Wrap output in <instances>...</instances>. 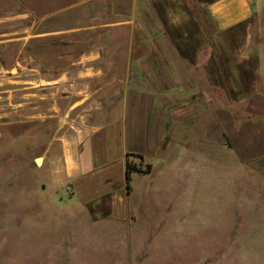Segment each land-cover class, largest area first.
<instances>
[{
    "label": "crops",
    "instance_id": "crops-1",
    "mask_svg": "<svg viewBox=\"0 0 264 264\" xmlns=\"http://www.w3.org/2000/svg\"><path fill=\"white\" fill-rule=\"evenodd\" d=\"M161 1L0 0V138L29 122L31 148L46 150L47 183L105 227H185L213 212L216 164L245 187L228 189L221 208L229 216L205 227L230 228V214L254 203L264 216V35L253 42L247 32L245 65L232 78L220 64V84L235 95L216 104L214 47L182 46L168 25L189 11ZM193 3L229 35L264 8V0ZM50 119L55 128L39 136ZM127 154L149 165L131 172L128 186Z\"/></svg>",
    "mask_w": 264,
    "mask_h": 264
},
{
    "label": "rangeland",
    "instance_id": "rangeland-1",
    "mask_svg": "<svg viewBox=\"0 0 264 264\" xmlns=\"http://www.w3.org/2000/svg\"><path fill=\"white\" fill-rule=\"evenodd\" d=\"M164 1L169 9L180 11L181 4L189 11L187 19L168 25L174 36L182 34V46L214 47L215 100L216 104L227 102L235 92L229 94L226 85L220 84V64L231 67V78L238 72L237 66L245 65L241 46L247 32L253 42L256 32L264 35V8L259 18L229 35L214 30L194 0ZM194 55L198 52L188 57ZM242 88L251 90L254 85L244 84ZM7 100V110L13 112L15 96ZM55 125L53 119L40 122L39 136ZM30 130L29 122L19 128L8 127L0 138V264H264V216L256 211L255 203L249 205V213H231L230 228L226 222L216 226L217 220L228 215L221 208L228 189L245 187L225 178L221 164L215 165L213 182L209 180V189L215 193L213 212L198 213L199 218H190L185 227H105L110 223L98 221L95 212L67 200L68 193L56 191L47 183L44 166L34 163L46 150L31 148ZM233 172L242 171L234 168ZM250 182L248 187H252ZM207 220L215 221L214 227H205ZM198 223L204 224L197 228Z\"/></svg>",
    "mask_w": 264,
    "mask_h": 264
},
{
    "label": "trees",
    "instance_id": "trees-1",
    "mask_svg": "<svg viewBox=\"0 0 264 264\" xmlns=\"http://www.w3.org/2000/svg\"><path fill=\"white\" fill-rule=\"evenodd\" d=\"M130 157H134V158H138V159L141 158L138 155L127 154V156H126V183H127V186L129 184L131 172H133V171L147 172L149 170V165H146L144 169H141L140 166H137V164L131 162Z\"/></svg>",
    "mask_w": 264,
    "mask_h": 264
},
{
    "label": "water",
    "instance_id": "water-1",
    "mask_svg": "<svg viewBox=\"0 0 264 264\" xmlns=\"http://www.w3.org/2000/svg\"><path fill=\"white\" fill-rule=\"evenodd\" d=\"M41 156H38V157H36L35 159H34V163L38 166V165H40V163H39V161L38 160H41Z\"/></svg>",
    "mask_w": 264,
    "mask_h": 264
},
{
    "label": "bare ground",
    "instance_id": "bare-ground-1",
    "mask_svg": "<svg viewBox=\"0 0 264 264\" xmlns=\"http://www.w3.org/2000/svg\"><path fill=\"white\" fill-rule=\"evenodd\" d=\"M38 161H39V163H40L41 160H38Z\"/></svg>",
    "mask_w": 264,
    "mask_h": 264
}]
</instances>
